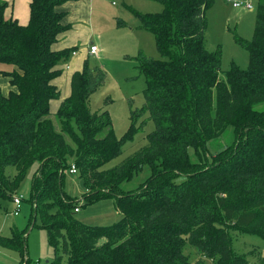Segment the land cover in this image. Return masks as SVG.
<instances>
[{"label":"trees","instance_id":"trees-1","mask_svg":"<svg viewBox=\"0 0 264 264\" xmlns=\"http://www.w3.org/2000/svg\"><path fill=\"white\" fill-rule=\"evenodd\" d=\"M68 1L77 0H30L26 25L5 19L7 3L0 1V64L13 67L0 74L15 88L7 95L0 90V204L11 201L36 165L32 221L38 218L55 252L42 264H248L233 251L231 231L264 237V113L255 109L264 103V0L257 3L252 40L236 39L248 50L246 70L232 66L222 78L219 50L204 47L211 0H149L161 4L159 13H135L165 59L136 57L145 78L144 105L131 112L121 140L105 112L89 109L105 75L87 64L72 73L69 96L50 113V101L60 95L54 84L60 63L74 52L55 47L69 28L58 10ZM145 113L154 124L147 144L103 169ZM229 127L232 143L203 164L207 144ZM191 147L202 164L190 162ZM71 164L87 200H114L117 223L88 226L73 216L78 205L62 188ZM144 166L149 177L126 191L123 185ZM3 241L25 253L21 234ZM186 246L201 259L184 255Z\"/></svg>","mask_w":264,"mask_h":264},{"label":"rangeland","instance_id":"rangeland-1","mask_svg":"<svg viewBox=\"0 0 264 264\" xmlns=\"http://www.w3.org/2000/svg\"><path fill=\"white\" fill-rule=\"evenodd\" d=\"M234 3L251 4L252 10L233 7ZM257 3L258 0H211L205 12L204 47L208 52L219 50L220 78L232 66L242 70L247 68L248 50L236 39L247 43L252 40ZM161 9V4L149 0H92L90 21L77 20L72 25V41L68 46L74 49L75 55L60 63L63 73L56 80L60 95L51 102L50 113L55 114L61 101L69 95V72L81 71L83 65L87 64L89 69H100L105 75L103 83L89 97V109L92 113L105 112L111 120L116 138L121 140L131 125V112L144 105L145 78L139 71L136 57L143 55L153 60L165 59L156 48L154 36L141 28L135 13L156 14ZM90 44L96 46L97 54L87 53ZM12 69L10 65L0 64L1 71ZM255 109L264 113V103L257 105ZM134 127L136 133L132 139L123 143L121 153L107 162L103 169L116 167L147 144L146 137L154 130L148 113ZM232 140L233 128L229 127L219 141L207 144L202 158L209 160L203 164L213 162L217 157L211 156L230 145ZM188 155L191 163L202 164L203 160L198 159L194 148L188 149ZM36 168L34 165L27 170L11 201L0 204V264H23L24 260L42 264L55 258L46 230L39 226L38 218L35 222L32 221L30 198ZM149 175V167L144 166L123 188L126 191L137 190ZM78 182L77 173L70 175L67 169L64 170L62 188L79 207V212L73 214L78 221L88 226L106 227L120 220L121 215L112 198L101 196L87 200L85 191L79 187ZM15 195H22L24 198L17 215L13 214L12 199ZM17 233L23 239L24 254L20 248L5 245L3 241L12 239ZM231 233V244L236 254L245 255L248 264H264V237L242 235L236 231ZM183 254L191 261L201 259V255L188 246L183 249ZM212 262L202 259V264H213Z\"/></svg>","mask_w":264,"mask_h":264},{"label":"crops","instance_id":"crops-1","mask_svg":"<svg viewBox=\"0 0 264 264\" xmlns=\"http://www.w3.org/2000/svg\"><path fill=\"white\" fill-rule=\"evenodd\" d=\"M0 1L7 3V7L4 11L5 19H15L21 25H26L28 23L30 0H0ZM91 2L92 0L68 1L62 6L58 7L59 11H62L66 14L63 19V22L65 23V25H68L69 28L61 36L60 41L55 46L56 49L70 48L68 45H70L72 41V25H74L73 23H75L77 20H83L84 22L90 21ZM71 72L72 71L69 72L70 77L72 75ZM62 73H63V70H62ZM56 80L57 79L54 80V84L57 86ZM69 82H70V78H69ZM0 90L3 95H7L10 91L15 90V88L10 85L9 78L1 74H0ZM69 94H70V91H69ZM51 102H53V100L50 101V107H52Z\"/></svg>","mask_w":264,"mask_h":264},{"label":"built area","instance_id":"built-area-1","mask_svg":"<svg viewBox=\"0 0 264 264\" xmlns=\"http://www.w3.org/2000/svg\"><path fill=\"white\" fill-rule=\"evenodd\" d=\"M233 7H244L247 10H252L251 4H248V3H245V4H243V3H234L233 4ZM97 51L98 50H97L96 46L90 44V46L88 48V54L89 55H95V54H97ZM72 55H75V52H72ZM68 173L70 175L77 173V170H76V167H75L74 164H71L70 165V168L68 169ZM23 199L24 198H23L22 195H15L14 196V198L12 199V204L14 206L13 214L17 215V211L20 209L19 207H20ZM74 212L75 213L79 212V207L78 208H75L74 209Z\"/></svg>","mask_w":264,"mask_h":264},{"label":"water","instance_id":"water-1","mask_svg":"<svg viewBox=\"0 0 264 264\" xmlns=\"http://www.w3.org/2000/svg\"><path fill=\"white\" fill-rule=\"evenodd\" d=\"M78 184H79V187L83 190L84 186H83L82 180H79Z\"/></svg>","mask_w":264,"mask_h":264}]
</instances>
